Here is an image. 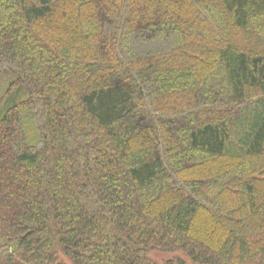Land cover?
Instances as JSON below:
<instances>
[{"label":"trees","instance_id":"16d2710c","mask_svg":"<svg viewBox=\"0 0 264 264\" xmlns=\"http://www.w3.org/2000/svg\"><path fill=\"white\" fill-rule=\"evenodd\" d=\"M2 82L0 264H264V0H0Z\"/></svg>","mask_w":264,"mask_h":264},{"label":"rangeland","instance_id":"374dc122","mask_svg":"<svg viewBox=\"0 0 264 264\" xmlns=\"http://www.w3.org/2000/svg\"><path fill=\"white\" fill-rule=\"evenodd\" d=\"M4 87V82H2L0 84V88L2 89ZM3 90V89H2ZM152 257L156 260H160V259H166V258H169L171 256L169 255H165V254H152Z\"/></svg>","mask_w":264,"mask_h":264}]
</instances>
